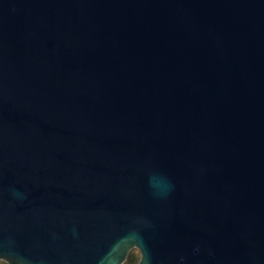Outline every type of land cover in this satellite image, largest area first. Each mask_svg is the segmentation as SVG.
<instances>
[{
	"label": "water",
	"instance_id": "95a60500",
	"mask_svg": "<svg viewBox=\"0 0 264 264\" xmlns=\"http://www.w3.org/2000/svg\"><path fill=\"white\" fill-rule=\"evenodd\" d=\"M264 264V0H0V259Z\"/></svg>",
	"mask_w": 264,
	"mask_h": 264
},
{
	"label": "rangeland",
	"instance_id": "374dc122",
	"mask_svg": "<svg viewBox=\"0 0 264 264\" xmlns=\"http://www.w3.org/2000/svg\"><path fill=\"white\" fill-rule=\"evenodd\" d=\"M137 262V248H131L121 264H135ZM0 264H8L5 260L0 259Z\"/></svg>",
	"mask_w": 264,
	"mask_h": 264
}]
</instances>
